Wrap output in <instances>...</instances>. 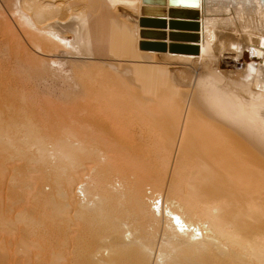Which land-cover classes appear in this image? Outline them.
Masks as SVG:
<instances>
[{"label":"bare ground","instance_id":"obj_1","mask_svg":"<svg viewBox=\"0 0 264 264\" xmlns=\"http://www.w3.org/2000/svg\"><path fill=\"white\" fill-rule=\"evenodd\" d=\"M0 54L85 76L0 85L1 264H264V0H0Z\"/></svg>","mask_w":264,"mask_h":264},{"label":"rangeland","instance_id":"obj_2","mask_svg":"<svg viewBox=\"0 0 264 264\" xmlns=\"http://www.w3.org/2000/svg\"><path fill=\"white\" fill-rule=\"evenodd\" d=\"M71 38L72 37H68V40H71ZM245 52H244V54H243V57H242V59L240 60V64L238 65L239 67H242V65H244V63H251L252 62V56L250 55L251 54V50L249 49V50H244ZM5 59V55H2V54H0V61H2V60H4ZM90 58H87V57H83L82 59H80V60H89ZM70 62H72V61H70ZM68 63L69 65H71L72 63ZM74 62V61H73ZM68 64L67 65H65V66H63V68H59L58 67V70H55V71H50L49 69L48 70H34V69H31V68H27V69H25V70H22L21 72L20 71H18V72H16V71H14V70H7V69H0L1 71H0V75L2 76V75H4L6 72H8V74L6 75V76H8L9 78H6V77H2V79H3V82L2 83H0V85H2V87H4V86H6L5 84H7V85H11L12 87H14V86H18V88L19 89H24L23 91H26V93H31L32 92V90H33V92L35 93H31L32 95H34V99H32V101L31 102H27V104L29 105H26L25 104V107H26V114L27 115H32L33 117H34V119H36L37 117V115L41 112V108H45L46 107V104H47V101L49 100V101H56L57 99H61V97H63V95H66V94H68L69 92V94H71L72 95V93H73V91H75V90H78L79 88V86H78V83H77V80H78V78H79V76H78V78L76 77V75H75V68H73V65H71L70 67H68ZM8 65H9V63H8ZM71 67H72V69H71ZM30 69H31V71H30ZM40 69H42V68H40ZM63 69V70H62ZM66 69V70H65ZM68 69V70H67ZM69 69H70V71H69ZM74 72H73V71ZM47 71V72H46ZM60 71H62V73L60 72ZM99 71V70H98ZM40 72V73H39ZM49 72H51V75H50V73ZM56 73V74H58V75H56V74H54V73ZM59 72V73H58ZM64 72V73H63ZM73 72V73H72ZM103 72V71H102ZM101 71H99V72H96L97 74V79H96V77L94 78L93 77V81H97L94 85H96V86H101V85H105V82H106V85L109 83V84H113V85H115L116 86V83H113L114 81H113V79H112V82L109 80L110 78H108V76H106V74H105V77L107 78H105L104 79V83L102 84L101 82L103 81V79L102 78H99V76L98 75H100L101 73H102ZM16 73H17V75H16ZM61 73V74H60ZM98 73H100V74H98ZM39 74V75H38ZM44 74V75H43ZM60 74V75H59ZM65 74V75H64ZM73 76H72V75ZM110 75H111V73H109ZM104 74L102 73L100 76H103ZM113 75V74H112ZM24 76V77H23ZM49 76V77H48ZM64 76V77H63ZM67 76V77H66ZM46 77V78H45ZM50 77H51V79H50ZM58 77H59V79H58ZM81 77V76H80ZM110 77V76H109ZM56 78V79H55ZM73 78V79H72ZM76 78V79H75ZM13 79V80H12ZM47 79V80H46ZM69 79V80H68ZM80 79V78H79ZM82 79H85V76L82 78L81 77V79H80V81L82 80ZM100 79H101V82H100ZM24 80V81H23ZM65 80H67V81H65ZM72 80V81H71ZM75 80V81H74ZM108 80V81H107ZM10 81V82H9ZM20 81V82H19ZM36 81V82H35ZM54 81V82H53ZM79 81V80H78ZM79 81V82H80ZM69 82V83H68ZM86 83L88 82V81H85ZM108 82V83H107ZM44 83H46V84H44ZM60 83V84H59ZM40 84V85H39ZM52 84V85H51ZM56 84H58V85H60L59 86V88H58V86L56 85ZM61 84L63 85V87L61 86ZM70 84V85H69ZM74 84V87H77L76 89H74V87L72 86ZM99 84H101V85H99ZM108 84V85H109ZM33 85V86H32ZM35 85V86H34ZM77 85V86H76ZM81 85V84H80ZM117 85L119 86V84L117 83ZM70 86H72V87H70ZM82 86V85H81ZM27 89H26V88ZM54 87H57L56 89L54 88ZM61 87V88H60ZM110 87H111V85H110ZM113 87V86H112ZM6 88H7V86H6ZM30 88V89H29ZM34 88V89H33ZM51 89V91H50V89ZM53 88L55 89V90H53ZM45 89V90H44ZM72 90V92H71V90ZM81 89V88H80ZM109 89V88H108ZM112 89V88H111ZM111 89H109L110 91H111ZM0 90H1V88H0ZM82 90V89H81ZM55 93H54V92ZM56 91H57V93H56ZM60 91V92H59ZM104 93H105V89L104 90H102ZM1 92H3V91H1ZM0 92V93H1ZM48 92V93H47ZM51 92H53V93H51ZM63 92V93H62ZM115 93L114 95L116 96V91L114 90V87H113V89H112V91H111V94L112 93ZM18 93V94H17ZM17 93H15L16 95L14 96L16 99L14 100H12V98L11 99H9L8 97H7V99H3V98H5L6 96H4V94L3 93H1L0 94V96H4L3 98L2 97H0V99H2L1 100V102H0V107L1 106H3V105H5L4 103H6L7 101H8V103H6V105L8 104V106L7 107H9V109L11 110H5V108H6V105H5V107H2V108H0V109H3L4 111H6L5 113H4V111H2L1 112V110H0V117L2 118V119H4V116H7V117H9V112L8 111H10V113L13 111L12 110V107H10V105L12 104V103H10L9 101H12V102H14L15 101V104H13V107H14V105H16L17 104V108L19 109V107L21 106V103L19 102L20 101V97H19V94H20V92H18L17 91ZM51 93V94H50ZM60 96H59V95ZM62 94V95H61ZM79 95V94H81V93H77L76 92V95ZM31 95V96H32ZM56 95H58V96H56ZM74 95V94H73ZM77 95V96H78ZM113 94H112V96H114ZM37 96V97H36ZM42 96H43V98H42ZM55 96H56V98H55ZM75 96V95H74ZM48 98V99H47ZM51 99V100H50ZM3 100H4V102H3ZM7 100V101H6ZM19 100V101H18ZM9 103H10V105H9ZM1 104H3V105H1ZM12 106V105H11ZM15 108H16V106H15ZM20 108H22V107H20ZM14 109V108H13ZM18 109H16L17 111H18ZM15 109H14V111H16ZM20 110H22V109H19V115H20V117H19V115L17 114V113H15V112H12V114H10V116H13L14 118H15V116L16 115H18V116H16V118H15V120H13L14 122H17V124L19 123L20 124V122H18L20 119L22 120V117H23V112H20ZM16 115H15V114ZM22 113V114H21ZM30 113V114H29ZM15 116H14V115ZM21 115H22V117H21ZM9 118L10 120H11V124L13 123L12 122V119H14V118ZM0 118V119H1ZM18 118H20V119H18ZM7 118L5 117V120H6ZM18 119V120H17ZM10 120H6L8 123H9V121ZM20 120V121H21ZM10 124V123H9ZM16 124V125H17ZM18 124V125H19ZM17 125V127H19ZM21 163H23V162H21ZM1 204V203H0ZM0 264H1V262H0Z\"/></svg>","mask_w":264,"mask_h":264},{"label":"water","instance_id":"obj_3","mask_svg":"<svg viewBox=\"0 0 264 264\" xmlns=\"http://www.w3.org/2000/svg\"><path fill=\"white\" fill-rule=\"evenodd\" d=\"M185 24V23H184Z\"/></svg>","mask_w":264,"mask_h":264}]
</instances>
